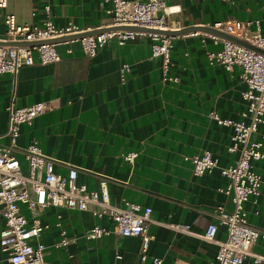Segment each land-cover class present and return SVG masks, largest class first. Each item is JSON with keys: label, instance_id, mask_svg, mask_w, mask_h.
<instances>
[{"label": "crops", "instance_id": "obj_1", "mask_svg": "<svg viewBox=\"0 0 264 264\" xmlns=\"http://www.w3.org/2000/svg\"><path fill=\"white\" fill-rule=\"evenodd\" d=\"M7 1L8 7L0 8V36L6 31L5 12L14 13L19 23L41 24L45 4H50L57 26L73 22L102 30L110 21L105 0ZM168 4L180 9L168 15L179 21L177 30L206 31L204 26L219 21L258 20L264 35V0H168ZM255 29L253 24L251 30ZM57 49L61 60L56 63L23 66L16 75L0 74V143L9 144L6 108L13 96L19 106L47 102L50 109L32 125H22L18 146L37 141L44 154L57 160L59 173L77 167V182L89 189H97L105 178L112 204L130 200L152 207L149 231L154 239L142 261L140 237L111 233L87 240L83 237L87 229L94 225L113 229V222L89 211L50 205L41 210L42 221L50 224L39 238L46 246V259L50 264H114L116 254H121L120 264H151L153 257H160L162 264H211L217 245L199 235L218 221V205L233 209L231 198L220 191L228 183L221 167L233 164L239 152L228 150L233 127L218 124L208 114L244 119L241 112L247 103L242 91L247 86L242 68L236 65L228 71L210 64L208 52L218 46L201 35L174 38L169 74L179 78L177 83L162 79L163 61L151 56L149 36L123 45L112 39L94 57L87 56L79 42L60 43ZM124 64L131 70L122 79ZM252 138L264 142V125ZM206 150L219 159L218 166L196 175L184 157ZM127 152L138 153L133 162L124 159ZM17 154L25 170L27 162L21 152ZM254 166L264 179V163L256 161ZM246 208L249 222L264 230V195L257 204L247 202ZM22 210L31 218L25 206ZM58 214L75 243L56 246L61 239ZM174 224L189 226L193 234L175 230ZM226 236L225 226H220L217 238ZM253 250L264 254V238ZM0 264H10L1 250ZM244 264H252L251 258Z\"/></svg>", "mask_w": 264, "mask_h": 264}, {"label": "built area", "instance_id": "obj_2", "mask_svg": "<svg viewBox=\"0 0 264 264\" xmlns=\"http://www.w3.org/2000/svg\"><path fill=\"white\" fill-rule=\"evenodd\" d=\"M105 1L108 3L106 12L110 21L101 27L102 30L80 27L73 22L57 26L51 19L50 4L44 6L46 18L41 24L19 23L14 13L5 12L6 31L0 36V42H3L0 43V74L9 72L16 75L23 66L60 61L61 55L57 49L60 43L79 42L85 54L94 57L98 49L112 39L123 45L127 40L149 36L151 56L161 57L163 61L162 79L177 83L179 78L169 74L174 38L183 34L211 38L218 49L208 52L210 64L221 65L228 71L236 65L242 68V79L247 86L242 91V98L247 103V109L241 112L243 120L224 118L215 111L208 114L218 124L233 127L232 144L228 150L238 151L239 156L233 164L221 167V174L228 178V183L220 191L231 198L233 209L227 211L223 205H218V221L210 223L199 237L217 245L211 264H244L248 258H251L252 264H264V254L253 250L255 242L264 238V230L249 222L246 208L247 202L257 204L259 197L264 195V179L254 166L256 161L264 163V142L252 138L264 125V52L212 31L192 29L179 34L163 32L181 27L179 21L168 19V15L180 10L175 5H169L168 0ZM7 7L8 1L0 0V8ZM253 24L256 25L255 30H251ZM208 26L264 50V35L258 20H224ZM139 27L143 29H134ZM66 36L75 37L54 40ZM68 52H72V49L69 48ZM130 70L129 64L122 66V79ZM50 107L45 101L19 106L13 96L6 108L8 126L5 135L9 138V144L0 143L1 252L10 264H50L45 257L46 246L39 241L42 233L50 227L49 223L42 221L41 210L50 205H65L69 209L89 211L94 216L106 217L113 222V229L99 225L87 229L83 234L87 240L111 233L140 237V258L145 261L154 239L149 231L153 222L152 207L130 200H124L123 205L112 204L105 178L100 179L97 189H89L86 184L77 182V167L70 166L67 174L59 173L57 160L44 154L37 141L22 148L18 146L22 125H32ZM245 118H249V121L246 122ZM18 152L27 162L25 170ZM137 154L127 152L123 157L133 162ZM184 159L190 161L196 175L212 172L219 161L208 150L200 155H186ZM22 206L28 209L31 218L26 216ZM61 219L62 215L58 214L56 226L60 228L61 239L57 247L76 242V238L67 235ZM220 226H225L227 230L226 239L217 238ZM172 227L179 232L193 234L187 225L174 224ZM33 240L37 243H33ZM121 258V254H116L114 264H120ZM162 262L160 257H153L151 264Z\"/></svg>", "mask_w": 264, "mask_h": 264}, {"label": "water", "instance_id": "obj_3", "mask_svg": "<svg viewBox=\"0 0 264 264\" xmlns=\"http://www.w3.org/2000/svg\"><path fill=\"white\" fill-rule=\"evenodd\" d=\"M134 29H140V30H141V29H143V28H140V27H139V28H134ZM192 29H194V28H187V29H181V30H165V31H163V32H165V33H169V34H179V33L187 32V31L192 30ZM204 29H205L206 31H212V32H214V33H216V34H218V35H220V36H222V37L229 38V39H232V40H234V41H237V42H240V43H242V44H245V45H247V46H249V47H251V48H253V49H255V50H258V51H262V52H264V50H262V49H260V48H257V47H255V46L249 44V43H246V42L240 41V40H238V39H236V38H234V37H232V36H230V35H227V34L221 32V31H218V30H216V29H214V28H212V27L204 26ZM72 37H75V36H66V37L57 38V39H54V40H62V39H67V38H72ZM0 43H3V42H0ZM4 43H5V42H4Z\"/></svg>", "mask_w": 264, "mask_h": 264}]
</instances>
